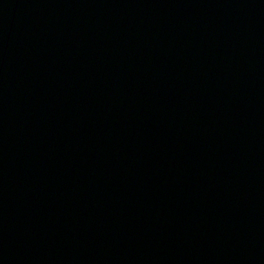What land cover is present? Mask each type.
I'll return each mask as SVG.
<instances>
[{
	"label": "water",
	"instance_id": "water-1",
	"mask_svg": "<svg viewBox=\"0 0 264 264\" xmlns=\"http://www.w3.org/2000/svg\"><path fill=\"white\" fill-rule=\"evenodd\" d=\"M0 264H264V0H0Z\"/></svg>",
	"mask_w": 264,
	"mask_h": 264
}]
</instances>
